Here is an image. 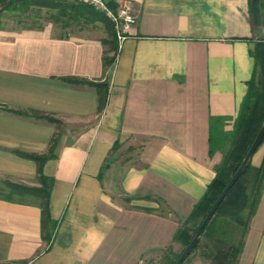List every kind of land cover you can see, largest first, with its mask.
I'll list each match as a JSON object with an SVG mask.
<instances>
[{
  "label": "crops",
  "instance_id": "obj_1",
  "mask_svg": "<svg viewBox=\"0 0 264 264\" xmlns=\"http://www.w3.org/2000/svg\"><path fill=\"white\" fill-rule=\"evenodd\" d=\"M129 1L137 21L105 73V37L0 24V264H142L174 244L215 176L227 144L209 154L210 125L232 132L248 82H260L251 52L264 40V1L257 24L249 0ZM68 77L106 83L100 113L95 89ZM56 132L43 163L57 221L48 242L40 208L3 196L6 182L39 186L17 151L46 154ZM263 154L264 142L251 164ZM236 264H264V183Z\"/></svg>",
  "mask_w": 264,
  "mask_h": 264
},
{
  "label": "trees",
  "instance_id": "obj_2",
  "mask_svg": "<svg viewBox=\"0 0 264 264\" xmlns=\"http://www.w3.org/2000/svg\"><path fill=\"white\" fill-rule=\"evenodd\" d=\"M264 0H249V13L253 23L257 24L260 16V2ZM109 7H115V0H106ZM17 6L28 8L30 6L37 8H46L48 11H54L53 15L68 21L92 23L99 19L96 10L92 6L65 0H0V11H16ZM108 38L103 43H110L113 50L112 56H107L104 51L102 64L104 73L113 63L116 52V39L110 20L105 17ZM67 24V23H65ZM255 63L260 65L262 76L259 84L255 83L254 78L248 82V91L242 101L238 115L234 121L233 130L230 133L218 135L211 129L209 134V154L216 149L224 147L222 150V159L216 166L215 176L207 185L206 190L199 201L194 205L191 213L176 230L173 240L188 245L192 239L199 224L209 212L214 201L218 198L226 183L235 173L247 149L251 145L257 132L259 131L264 119V40L256 43L255 49L251 52ZM66 82L76 85H86L93 87L97 94V112L100 113L106 102V88L102 94V88L106 83L100 81H91L87 79H78L74 77L65 78ZM14 114L24 117L43 118L46 121L60 127L61 122L52 116L38 113L26 112L22 110H8ZM220 119V118H219ZM218 119V120H219ZM57 132L52 136L49 142L46 154L27 153L17 151V154L31 159L36 164V181L39 186H28L24 184H14L6 182L9 188L8 193L3 197L9 200L24 201L28 204H35L41 211V231L42 238L48 242L51 241L53 232H55L57 221L53 220L49 212V196L52 179L43 174V163L51 155L56 142ZM264 142L261 140V143ZM261 145V144H260ZM117 148V143L113 145V150ZM264 183V154L259 166H253L251 161L229 189L227 195L219 204L213 216L207 222L201 237L192 250L193 253L204 240L203 255L210 258L215 264H236L238 256L243 248V242L248 230L249 221L254 215L259 202L260 194ZM128 199V198H127ZM170 247V246H169ZM182 252V251H181ZM180 252V253H181ZM179 254L169 259L164 264H174ZM190 253V254H191ZM189 257H186V259ZM185 259V260H186ZM184 260V261H185ZM183 261V262H184ZM182 262V264H183Z\"/></svg>",
  "mask_w": 264,
  "mask_h": 264
},
{
  "label": "rangeland",
  "instance_id": "obj_3",
  "mask_svg": "<svg viewBox=\"0 0 264 264\" xmlns=\"http://www.w3.org/2000/svg\"><path fill=\"white\" fill-rule=\"evenodd\" d=\"M75 2V1H74ZM79 3V2H78ZM16 11H0V24H18L21 26H42L52 25L54 31L58 34L76 35L83 38L105 37L108 38L106 28L105 14L98 9H95L99 19L92 23L74 22L67 19L59 18L58 20L53 15L54 11H48L46 8H37L30 6L24 8L16 7ZM111 22V21H110ZM67 23V24H65ZM133 154L134 151L125 152L122 156L125 158L128 154ZM204 240L201 245L193 253L189 254L185 264H215L210 258L203 255ZM184 249L183 243L175 241L170 247L159 252L147 253L143 256L142 264H164L175 255L179 254Z\"/></svg>",
  "mask_w": 264,
  "mask_h": 264
},
{
  "label": "water",
  "instance_id": "obj_4",
  "mask_svg": "<svg viewBox=\"0 0 264 264\" xmlns=\"http://www.w3.org/2000/svg\"><path fill=\"white\" fill-rule=\"evenodd\" d=\"M263 138H264V119H263V122L261 124L259 131L257 132V134H256L255 138L253 139L251 145L247 149V151H246L244 157L242 158L241 163L239 164L235 173L230 178V180L226 183V186L224 187V189L222 190V192L220 193L218 198L214 201L213 205L209 209V212H207V214L205 215V217L203 218V220L201 221L199 226H197L198 228L196 229L192 239L189 240L190 242L182 250V252L180 253L179 257L177 258V260L175 261L174 264H182V262L188 256V254H190L192 252V250L195 248V246L197 245L207 222L213 216V214L215 213L219 204L222 202L224 197L227 195L229 189L233 186V184L236 182V180L241 176V174L243 173V171L247 167L248 163L251 161L252 156L254 155L256 150L259 148V146L261 144V140H263Z\"/></svg>",
  "mask_w": 264,
  "mask_h": 264
},
{
  "label": "built area",
  "instance_id": "obj_5",
  "mask_svg": "<svg viewBox=\"0 0 264 264\" xmlns=\"http://www.w3.org/2000/svg\"><path fill=\"white\" fill-rule=\"evenodd\" d=\"M76 1L95 9L101 10L105 16L111 21L114 36L116 39L117 50L127 38L128 29L137 21V13L134 12L129 0H115V8L112 9L106 3V0H65Z\"/></svg>",
  "mask_w": 264,
  "mask_h": 264
}]
</instances>
